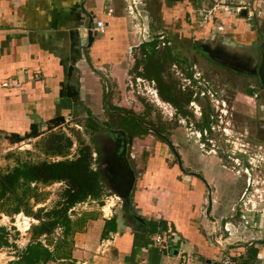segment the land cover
<instances>
[{
	"label": "crops",
	"instance_id": "obj_1",
	"mask_svg": "<svg viewBox=\"0 0 264 264\" xmlns=\"http://www.w3.org/2000/svg\"><path fill=\"white\" fill-rule=\"evenodd\" d=\"M164 1L165 4L152 8L159 18L169 27L185 26L189 19L187 9L181 22L179 11L171 12L175 2ZM245 1L248 7L244 12L251 15L240 18L249 20L264 15V0ZM190 5L188 10L194 11L191 17L198 23V0ZM139 9L142 11L128 0H0V135L21 136L31 126L42 133L58 117L64 119L74 105L83 101L81 77L90 72L87 68L91 65H99L97 69L104 75L108 70L110 81L116 84V78H121L120 85L125 76L142 78L133 76L132 60L125 54L139 40L138 33L127 31L135 28L134 13ZM88 18L93 21L94 38L86 49L83 27ZM234 18L225 21H235ZM96 21L104 23L102 32H94ZM227 28L234 30V25ZM86 57L88 62L84 61ZM91 72L96 76V70L91 68ZM99 84L101 90L102 82ZM262 114L264 119V111ZM159 162H149L141 173L146 180L133 184L127 210L121 206L115 210L110 205V209H104L108 215L92 214L72 235L69 259L53 262L176 264L182 260L185 264H217L220 256L227 254L244 264H264V197L242 202L240 216L228 217L235 202H218L222 196L220 187L206 184L211 209L209 217H204L207 203L204 184H188L183 179V184L175 182L171 170ZM221 187L228 198L232 192L243 189L242 184ZM109 219L114 220V232L102 238L104 221ZM224 225L230 236L225 249L219 250L212 236L227 238L222 230ZM153 235L167 238L169 257L153 244Z\"/></svg>",
	"mask_w": 264,
	"mask_h": 264
},
{
	"label": "flooded vegetation",
	"instance_id": "obj_2",
	"mask_svg": "<svg viewBox=\"0 0 264 264\" xmlns=\"http://www.w3.org/2000/svg\"><path fill=\"white\" fill-rule=\"evenodd\" d=\"M189 1V4L195 2ZM142 5L145 7L142 12L145 13L146 36L138 33V42L129 47L125 54L132 60L133 76L138 77L145 74L146 59L149 55L158 60L167 56L171 59L170 64H165L157 72L162 91L160 82L151 80L156 92L155 100L162 102L166 109L157 111L150 104L155 103L154 100L150 103L146 101L152 105L150 106L137 97L136 102L140 110H112L110 118L100 123H88L89 132L95 133L97 137L94 147L99 155V172L107 184L101 161L105 152L112 149L116 155L123 156L133 172V184L144 182V175L139 178L135 175L132 163L137 158L130 154V150L133 140L148 139L153 142L151 151L140 153L136 167L144 170L149 167V162L161 161L163 166L170 165L169 170H176L175 182L182 181L180 183L183 184L181 178L187 177L192 180L188 184H208L199 173L200 169L196 172L192 165L188 166L192 164L190 160L183 159L182 156H194L197 155L196 152L202 151L215 153L213 150L218 148L212 141L222 138L225 143H232L229 139H237L233 135L242 137L236 130L247 124L264 139V89L259 86L255 75L236 73L223 67L206 57L202 50L215 49L240 54L246 51L253 54L258 64L259 46H264V38L256 34L246 44L240 41L238 33L234 30L228 31L227 27L214 32L206 30L211 21L206 23L203 30L201 27L198 29V23L191 17L193 9L186 11L189 19L185 29L177 30V25L169 27L166 21L160 19L158 13L152 9L153 6H148L147 1ZM251 119L254 120L253 124ZM248 135L252 137L250 133ZM248 135L246 133L243 138L247 139ZM188 139L196 145H203V149L187 147L185 143ZM154 155H158L159 159L162 156L161 160L154 159ZM185 162L188 165L184 166ZM202 163V160L198 159V168L203 167ZM245 190L247 191V188ZM236 199L235 191V194L231 193V200L235 202Z\"/></svg>",
	"mask_w": 264,
	"mask_h": 264
},
{
	"label": "rangeland",
	"instance_id": "obj_3",
	"mask_svg": "<svg viewBox=\"0 0 264 264\" xmlns=\"http://www.w3.org/2000/svg\"><path fill=\"white\" fill-rule=\"evenodd\" d=\"M128 1L134 4V6H136L137 8H141L142 10L145 8L142 5L144 1L145 2L147 1L148 6H155V5L161 6L165 4L164 0H128ZM189 3H190L189 0H183L173 3L172 5L175 8L174 7L172 8L171 5V12L172 9L179 11L181 16V22L183 19L182 18L183 12H185L186 9H189L191 7ZM139 4L140 7H138ZM211 4L212 3L209 0H198V5H200V7L204 9H209L211 7ZM134 16L136 17L135 28L133 30L128 28L127 31L130 30L131 32L133 31V33L135 32V34L140 33L142 36H146L145 13L139 9L136 13H134ZM173 16H175V13H173ZM238 16L234 18L236 19L235 21L232 20L225 21L226 19H229V16H227L226 14L217 13L215 14V17H217L215 18V21H217L215 25L216 27L221 28V30L223 28H226L227 26L229 27L234 25V31L236 30L235 32H238V37L240 41L246 44H248L256 34L259 37L262 36V38H264L263 14H261L258 18L252 17L249 20L243 18L239 19ZM177 17L178 15L176 16V18ZM230 17H233V15H231ZM141 22L143 23L142 25ZM186 24H188V21L186 22ZM210 26L211 24L209 25L208 28L205 29L211 30ZM184 29H185L184 25H177V30H184ZM198 29H199V17H198ZM98 59L101 62V58L98 57ZM84 61L88 62L87 57L85 58ZM98 66L99 65H91V68L93 70H96L95 74L98 77L90 74L92 73L90 67L87 68V70L90 72L86 73L81 77L82 78L81 82L83 83L81 85L82 86L81 94L83 101L81 102L80 105H74V107L70 110V113H68L69 115H66L64 117L62 121L63 123L59 127L52 129L50 132H47L45 129L41 131L42 133H40L39 131L38 132L39 135L37 137L25 139L24 141L20 143H16L15 145L10 144L7 140V137L6 138L2 137L1 142H3V144L0 145V171H3L6 168L11 167L15 159L29 163H36L44 160L50 161V160L59 159V158L48 157L41 150L40 147L41 145L39 144V142L43 140V138H45L46 136H49L50 134H63L71 140L72 144L66 153L67 156L66 158L71 159L75 154L78 138L83 140L84 143L90 145H91L90 138H93L94 142L97 138L95 133L89 132L87 126H83L84 123L88 124L91 121H96L97 123H100L102 120L110 118V111L112 110L115 111L126 110L128 112H132V111L134 112L137 109L140 110L136 102L137 97L138 99H141V101L144 104L147 105L152 104L153 108L157 111L166 109L165 105L158 100H157L158 102L154 100L156 103L155 105V103H150L149 100L151 99L149 97L145 95L137 96L134 91L131 92V89L127 87L125 84H128L127 83L128 80L133 79L132 76H128V77L125 76V78L123 77L122 79H124L123 81L124 83L123 85H120L119 81L121 80V78L119 79L116 78L114 75H112L111 77H115L117 80L118 84H116L110 81L109 75H111V73L109 74L107 70V72L104 75L103 71L97 69ZM148 76L153 77L155 81L160 82L159 86H160V90L162 91L161 81L159 76L156 75V77H154L153 74ZM99 81L102 82L101 85L102 91L98 89V86H100L101 84V83L99 84ZM103 83H106V85L104 86ZM83 88L85 89V92L83 91ZM146 101H148L150 104L147 103ZM84 109L88 113H85ZM250 122L251 124H253L254 120L251 119ZM245 126L248 127V124L243 125V127L238 131L236 130V132L240 133L242 137H239L237 134H235L233 135V137H236L237 139H229V141H232V143L231 142L225 143L222 138H218L217 141H212L211 143L218 148V150H213L215 153L211 151H202L200 153L196 152L197 155L194 156L193 155L182 156L183 159H188L192 163L188 165L185 162V164H183L184 166L192 165V169H195L196 172H198V169H200L199 173L202 175V177L205 179V181L208 184H213L217 188L220 187V192L222 196L221 199L220 197H218V202L220 200L222 201L227 200L228 203L232 202L231 195L228 198L225 195L226 191H224L223 193L221 189L222 184H242L243 189L241 191L239 189L236 190L237 199L233 204L235 207L232 205L231 206L232 210L230 211L231 213L228 214V217L231 215L233 218H235L236 216L237 217L240 216L239 210L240 211L243 210L242 204L245 201L249 199L251 201L255 199L259 200L260 197L261 198L264 197V143H263L264 139L262 136H259L258 132L256 133V130H254L252 126L249 125L248 128H245ZM246 133L247 135L250 133L252 137L248 135L247 139H244L243 137L246 135ZM132 144L133 147L132 150H130V154L135 158H137L136 161L132 163L133 165L132 167H134L135 175L137 176V178H139L142 175L141 173L143 171V168L136 167V163H139L138 162L139 155L141 152H150L151 151L150 148L151 145H153V142L149 141L148 139H139V140H133ZM185 144L189 148L192 147L193 149H197V150L199 148L203 149V145L201 146H199V144L196 145L192 142L191 139H188V141ZM8 154H10L11 156L9 159L6 157ZM198 154L200 155L198 156ZM154 156H157L155 159L158 160H161L162 158V156L160 157V159L158 155H154ZM198 159L202 160L203 167L198 168L199 167ZM98 166L100 169V165L94 164V168ZM169 166H170L169 164L164 165L165 169L166 167L168 169ZM171 172L174 175L171 177L172 178L175 177L177 174L176 170L172 169ZM182 179L185 180V182L192 181L190 178L187 177H182L181 180ZM137 184H139V182ZM236 186L238 187V185ZM246 187H247V192L245 193L244 197L247 198L244 199L243 197V201H242L243 203H242L241 193H243L244 188ZM61 188H62L61 184H53L45 188H39L38 192L42 196V202L39 203L35 208L37 207L49 208L57 200V196ZM110 205L114 206L115 210L116 209L119 210L121 206L120 202L115 200L112 194L111 195L104 194L98 201L88 200L82 204L75 206L72 209L74 215L71 216V219H75L77 218V216L85 215V221H87L92 216V214H95L96 216L102 215L100 211L101 208ZM220 207H222V205H220ZM30 224H35L34 220L27 218L21 214L17 216H13L11 221L9 220L8 217L0 214V225L6 228L14 227L15 231L18 232V237L16 239V245L18 249H22L25 246V244L28 242L27 228L29 227ZM9 233L11 236L13 231L10 230ZM209 242L212 245V242L211 241ZM12 260H14L12 251L10 252L8 250H3L0 252V264H7L9 261ZM50 264H72V263L53 262Z\"/></svg>",
	"mask_w": 264,
	"mask_h": 264
},
{
	"label": "trees",
	"instance_id": "obj_4",
	"mask_svg": "<svg viewBox=\"0 0 264 264\" xmlns=\"http://www.w3.org/2000/svg\"><path fill=\"white\" fill-rule=\"evenodd\" d=\"M167 63H171L168 56L158 60L149 55L145 74L141 77L155 80L148 75L158 76L159 69ZM72 95L76 102L77 93ZM84 112L88 113L85 109ZM62 121L63 118L58 117L46 130L50 132ZM83 126L88 127L87 123ZM38 135L36 127L31 126L27 133L21 136L10 134L7 140L10 144H16ZM90 143L78 138L75 154L68 159L66 153L72 144L71 140L63 134H50L39 142L41 150L46 156L59 159L36 163L15 159L11 167L0 171V214L10 221L13 216L21 214L35 222L27 228L28 242L22 249L17 248L18 232L14 227L0 225V252L12 251L14 257L7 264H46L69 259L72 235L85 222V215L72 220V209L88 200L98 201L104 194L111 195L101 177L99 166L94 168V164L99 165V155L93 138H90ZM6 157L9 159L11 156L8 154ZM53 184L62 185L57 200L49 208H35L42 202L38 189ZM114 228L113 219L104 221L100 236L103 238L108 232H114ZM10 230L13 231L11 236Z\"/></svg>",
	"mask_w": 264,
	"mask_h": 264
},
{
	"label": "water",
	"instance_id": "obj_5",
	"mask_svg": "<svg viewBox=\"0 0 264 264\" xmlns=\"http://www.w3.org/2000/svg\"><path fill=\"white\" fill-rule=\"evenodd\" d=\"M240 16L245 17V12L242 11ZM92 22V19L88 18L86 26L83 27L86 30V49L91 46L94 38L91 32L93 27ZM259 47L258 64L253 54L246 51L240 54L235 52L225 53L224 50L213 49L209 51L202 50V53H206V57H208L213 62L223 67L229 68L236 73H245L251 76L255 75L257 77L259 86L264 89V46L260 45ZM101 165H103V173L106 174L104 178L106 179V185L109 192L118 199V201L121 203V207L124 210H127L129 204V194L134 182L133 172L129 169L123 156L116 155L115 151L112 149H109L105 152V156L101 161ZM204 186L207 193V203L204 217H209L211 209L210 190L206 184H204Z\"/></svg>",
	"mask_w": 264,
	"mask_h": 264
},
{
	"label": "built area",
	"instance_id": "obj_6",
	"mask_svg": "<svg viewBox=\"0 0 264 264\" xmlns=\"http://www.w3.org/2000/svg\"><path fill=\"white\" fill-rule=\"evenodd\" d=\"M212 4L211 7L209 9H204V8H198L197 9V18L199 17V27H201L202 29L205 27L206 23H208L209 21H211V26L210 29L211 31H220L221 28L216 27L215 23L217 21H215V14L217 13H222V14H226L227 16H238L242 11H247V7H248V3L245 0H209ZM248 16L251 15V13H247ZM246 14V15H247ZM105 28V25L102 21H96L94 23V32L95 33H99L102 32ZM128 84H125L127 87H129L131 89V92H135L136 95H145L147 97H149L152 100L156 99V92L155 89H153V82H147L141 78H133L127 81ZM252 100V99H251ZM2 136L0 135V145L3 144V142H1ZM15 145V144H13ZM94 156V155H93ZM246 171V170H244ZM247 188V187H246ZM246 193V190H244V192L242 193V198H241V202L243 201V197ZM115 200L118 201V199L116 197H113ZM107 207V206H104ZM103 209V207L101 208ZM110 209V206H109ZM102 212V211H101ZM102 215H105L102 212ZM106 216V215H105ZM223 229V233H225L226 235H228L227 238H224L222 236H212V242L214 244V246L216 248H218L219 250H224L226 247V241L228 240L230 233L228 231V229L226 228V225H224L222 227ZM151 240L153 242V244H155L156 246H158V249L160 252L164 253L166 256L169 257L168 254V243H167V238H165V236H158V235H153L151 237ZM176 255H179V252L177 251ZM176 264H185L182 260H178L176 261ZM217 264H244L240 261H237L235 259H233L232 257L228 256L227 254H222L217 262Z\"/></svg>",
	"mask_w": 264,
	"mask_h": 264
},
{
	"label": "bare ground",
	"instance_id": "obj_7",
	"mask_svg": "<svg viewBox=\"0 0 264 264\" xmlns=\"http://www.w3.org/2000/svg\"><path fill=\"white\" fill-rule=\"evenodd\" d=\"M107 208L109 209V206H107ZM105 207H103V209H102V212L104 213V214H107V212H105ZM108 215V214H107Z\"/></svg>",
	"mask_w": 264,
	"mask_h": 264
},
{
	"label": "clouds",
	"instance_id": "obj_8",
	"mask_svg": "<svg viewBox=\"0 0 264 264\" xmlns=\"http://www.w3.org/2000/svg\"><path fill=\"white\" fill-rule=\"evenodd\" d=\"M246 15V14H245ZM239 16H240V14H239ZM246 17V16H245Z\"/></svg>",
	"mask_w": 264,
	"mask_h": 264
}]
</instances>
